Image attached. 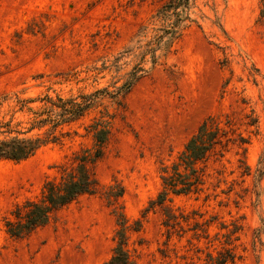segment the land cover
<instances>
[{
    "label": "rangeland",
    "instance_id": "374dc122",
    "mask_svg": "<svg viewBox=\"0 0 264 264\" xmlns=\"http://www.w3.org/2000/svg\"><path fill=\"white\" fill-rule=\"evenodd\" d=\"M165 1L0 0V120L28 125L32 114L16 97L103 91L56 142L23 161L0 159V264H108L119 232L133 264H215L227 255L224 264H264V0H195L196 22L153 67L143 65L126 94L110 97L136 62L112 60ZM208 118L217 143L195 164L196 185L185 194L166 187L167 199L151 206ZM98 123L109 131L102 155L84 164L96 191L10 236L5 219L21 221L46 182L94 153Z\"/></svg>",
    "mask_w": 264,
    "mask_h": 264
},
{
    "label": "trees",
    "instance_id": "16d2710c",
    "mask_svg": "<svg viewBox=\"0 0 264 264\" xmlns=\"http://www.w3.org/2000/svg\"><path fill=\"white\" fill-rule=\"evenodd\" d=\"M195 0H166L163 2L151 16V26L142 25L133 38L112 60V66L119 67L125 64V59H135L136 62L126 74L125 80L116 87V91L109 94L110 97H118L126 94L131 86L147 71L143 65L149 62L153 67L161 55L167 54L181 35L183 29L190 23L196 22L195 18ZM150 33L149 39H143L145 33ZM102 90H96L92 93L70 95L62 97L56 94L54 97L45 94L37 99L15 98L18 104V110L26 109L32 114L27 121V126L19 129L20 121L13 122V118L0 120V159L19 162L33 156L35 152L48 143L56 142L59 139V129L68 123H71L82 117L94 104ZM39 101L42 105L39 108L27 106V103ZM1 104V103H0ZM211 118L204 120L197 128L194 135L185 144L183 151L179 155L178 163L173 165L172 175H162L163 189L157 195L156 200H151V206L162 205L167 199L168 190L173 194L187 193L191 186L196 185L197 178L200 176L195 169L198 161L204 160L207 153L217 143L218 129L210 123ZM212 127H211V125ZM93 138L96 142V149L89 157L82 156L79 164L73 172L63 173L60 181L55 183L48 181L43 186V198L36 201H26L23 204L25 212L21 216L22 220L13 222L5 219L4 226L6 232L13 237H22L27 235L36 227L46 224L53 211L67 205L83 194H93L96 191L95 180L87 170L85 161L96 160L101 157V145L108 136V129L105 125L96 124ZM214 128V129H213ZM215 131V132H214ZM262 161L259 160V166ZM178 166L183 168L180 172ZM259 173L261 169L258 167ZM174 177H178V181ZM122 194V188L119 187L115 196ZM149 204V205H150ZM20 207L15 209V214H19ZM17 216V215H16ZM20 218V217H19ZM122 224V223H121ZM119 236L118 245L115 247L108 264H133L128 261L126 251L121 247L123 234ZM230 257L227 255L215 264H224ZM232 258V257H231Z\"/></svg>",
    "mask_w": 264,
    "mask_h": 264
}]
</instances>
